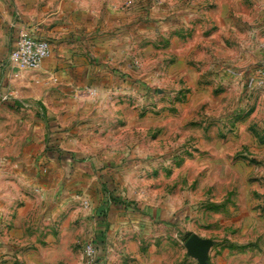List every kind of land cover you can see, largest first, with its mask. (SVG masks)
I'll use <instances>...</instances> for the list:
<instances>
[{
	"label": "rangeland",
	"instance_id": "obj_1",
	"mask_svg": "<svg viewBox=\"0 0 264 264\" xmlns=\"http://www.w3.org/2000/svg\"><path fill=\"white\" fill-rule=\"evenodd\" d=\"M154 4L158 36L128 55L125 89L71 95V259L89 264L91 247L95 264H199L195 234L211 242L206 264H264V0Z\"/></svg>",
	"mask_w": 264,
	"mask_h": 264
},
{
	"label": "crops",
	"instance_id": "obj_2",
	"mask_svg": "<svg viewBox=\"0 0 264 264\" xmlns=\"http://www.w3.org/2000/svg\"><path fill=\"white\" fill-rule=\"evenodd\" d=\"M159 11L154 0H0V264H81L59 222L78 185L71 95L79 86L99 97L124 90L128 55L141 58L143 43L158 36ZM22 31L50 45L36 70L3 65ZM48 207L54 212L44 214ZM142 213L164 222L160 209Z\"/></svg>",
	"mask_w": 264,
	"mask_h": 264
},
{
	"label": "built area",
	"instance_id": "obj_3",
	"mask_svg": "<svg viewBox=\"0 0 264 264\" xmlns=\"http://www.w3.org/2000/svg\"><path fill=\"white\" fill-rule=\"evenodd\" d=\"M50 54V45L48 41L41 40L33 37L30 32L22 31L20 32L14 45L10 47L7 55V59L4 62V66L36 70L38 69L42 62L48 58ZM3 101L8 100V96L2 97ZM88 255L90 257L89 264L94 263V249H88Z\"/></svg>",
	"mask_w": 264,
	"mask_h": 264
},
{
	"label": "water",
	"instance_id": "obj_4",
	"mask_svg": "<svg viewBox=\"0 0 264 264\" xmlns=\"http://www.w3.org/2000/svg\"><path fill=\"white\" fill-rule=\"evenodd\" d=\"M211 242L206 239H201L197 235H191L186 243L185 248L187 253L195 258L199 264L207 263V253Z\"/></svg>",
	"mask_w": 264,
	"mask_h": 264
},
{
	"label": "trees",
	"instance_id": "obj_5",
	"mask_svg": "<svg viewBox=\"0 0 264 264\" xmlns=\"http://www.w3.org/2000/svg\"><path fill=\"white\" fill-rule=\"evenodd\" d=\"M104 212V207H102V213ZM99 261V260H98Z\"/></svg>",
	"mask_w": 264,
	"mask_h": 264
}]
</instances>
